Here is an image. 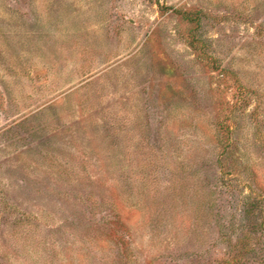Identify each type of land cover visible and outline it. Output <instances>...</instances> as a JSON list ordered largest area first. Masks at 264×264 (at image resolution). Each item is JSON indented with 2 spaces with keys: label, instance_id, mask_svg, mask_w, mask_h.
Returning a JSON list of instances; mask_svg holds the SVG:
<instances>
[{
  "label": "rangeland",
  "instance_id": "1",
  "mask_svg": "<svg viewBox=\"0 0 264 264\" xmlns=\"http://www.w3.org/2000/svg\"><path fill=\"white\" fill-rule=\"evenodd\" d=\"M109 199L135 264L210 211L264 264V0H0V264H119Z\"/></svg>",
  "mask_w": 264,
  "mask_h": 264
},
{
  "label": "trees",
  "instance_id": "2",
  "mask_svg": "<svg viewBox=\"0 0 264 264\" xmlns=\"http://www.w3.org/2000/svg\"><path fill=\"white\" fill-rule=\"evenodd\" d=\"M207 203L209 205L205 204L206 210L212 207L211 202ZM90 205L92 210L97 207L94 202L90 203ZM100 205L102 207L107 206L110 209L108 218H105L106 232L104 233V239L111 247L115 248L119 264H135L136 260L131 253V243L124 231H122L121 224L123 222L119 217L116 202L109 199L101 202ZM209 215L216 221L215 224L218 228L217 235L213 240L208 242L209 244L205 242L206 240H199L200 235H198L197 230L200 228L201 218H195L191 227L188 228V232H184L185 240L191 239L189 242L191 243L190 247H192L186 249L184 252L185 264H252V261L256 262V259L259 260L256 258L259 249L255 241L260 240L251 230V227L256 225L252 216L253 214L245 215L244 213L240 216L238 224L234 219L226 220L225 224H223L216 219V214L212 215V211H210ZM237 225L240 226V229L238 233H235L234 228ZM232 233H234V238L231 235ZM222 244L224 245V250L216 249ZM197 246L200 247L198 248Z\"/></svg>",
  "mask_w": 264,
  "mask_h": 264
}]
</instances>
